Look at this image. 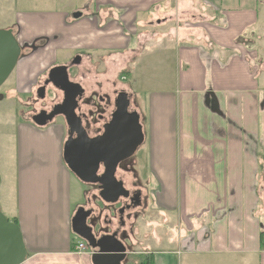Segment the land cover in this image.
<instances>
[{
    "label": "crops",
    "instance_id": "obj_1",
    "mask_svg": "<svg viewBox=\"0 0 264 264\" xmlns=\"http://www.w3.org/2000/svg\"><path fill=\"white\" fill-rule=\"evenodd\" d=\"M96 1L101 7L115 9L122 24L113 17L102 28L98 21L89 23L92 29L76 26V33L75 25L65 27L66 19L57 17L61 13L47 16L32 12L21 14L23 19L18 22L25 28H21L19 41L45 35L60 38L51 42L52 47L71 38L74 42L66 41L70 47L125 51L131 40L127 37L129 21L151 8L157 14L169 9V18H157V22L169 29L168 35H174L167 47L171 48V58L166 63L163 55L157 70L165 67L161 88L169 86L172 77L174 83L169 89L149 93L144 127L148 130L151 169L147 174L148 210L156 215H176L180 247L176 251L151 249L146 253L152 263L182 264L181 255L195 254L199 264H213L202 261L200 255L226 254L231 256L227 263L233 264L238 259L234 255L244 253L257 254L259 264H264V248H260L264 145L246 147L232 127L244 126L248 134L264 138V51L259 45L248 44L254 40L264 44V25L258 27L262 20L258 18L260 0H203L212 18L183 21L179 20L183 0H177L173 7L170 0ZM48 49L29 57L37 63L31 62L17 78L20 91L26 93L55 61ZM40 55H44L41 63L42 59L37 61ZM30 121L18 126L16 207L9 200L5 205L0 200L9 219L16 218L22 230L28 252L22 264H93L89 251H75L71 220L77 200L72 197V183L78 185L80 180L63 160L65 125L60 120L42 128ZM181 145L184 157L179 171ZM0 173L1 195L8 175ZM192 263L189 260L187 264Z\"/></svg>",
    "mask_w": 264,
    "mask_h": 264
},
{
    "label": "rangeland",
    "instance_id": "obj_2",
    "mask_svg": "<svg viewBox=\"0 0 264 264\" xmlns=\"http://www.w3.org/2000/svg\"><path fill=\"white\" fill-rule=\"evenodd\" d=\"M176 1L177 0L169 1L171 7L176 6ZM183 1L184 4L181 11L182 17L179 19L180 21H183L182 18H212V11L205 6L203 0ZM72 10H80L82 18H71L68 12ZM168 10L169 9L165 8L164 14H157L156 9L151 8L145 14H139L138 18H133L129 21L127 37L131 40L125 51L114 47H106V49L100 47V49L86 50L81 49L80 46L79 48H77L78 46L70 47V44H66V41L70 43L74 42L71 38L66 39L65 42L59 43L57 47H52L51 42L60 38L55 39L50 35L48 44L39 49L43 50L46 47L49 48L47 54H52V56L55 57V61L52 64L69 65L72 78L80 79L86 90L92 95L106 94L113 97L114 90L116 89H123L130 95L132 103L131 110H137L139 112L145 134L144 143L138 148L130 162H132L134 168L137 169L144 186L149 184L147 174H149L151 170L147 144L148 130L146 126L144 127L145 117L146 114H148L146 99L152 90H166L172 87L174 83L172 77V80L169 82L170 87L164 86L161 88L160 84L164 80L165 67L161 65L162 70H157L160 66L158 60L161 59L163 55L166 56L163 57L166 63L168 61L170 63L171 58V48L167 50V47L171 44L170 40L173 41L174 35H168L169 29L157 22V18H169ZM32 12L39 14L46 13L47 16H50L49 14H56L54 12L61 13L60 16L57 14V17L63 18V20L66 19L67 23L64 24L65 27L75 25L74 30L76 33L78 29L76 26L83 28H88L86 26H90L92 29V25L89 23L98 21V26L102 28L101 25L109 23L114 18L119 20V16L115 9L112 7L103 8L98 5L96 0H0V27L8 26L12 24V22H15L16 19L22 20L23 16L21 14ZM17 14L20 18H14ZM258 18H262L258 27L263 26L264 0H260ZM21 28L24 30L25 27L21 26L20 29ZM47 31L51 30L48 29ZM80 33L84 35L83 32ZM20 34L19 36H21ZM193 36L194 35H191V37ZM254 41H250L248 44L251 45V47L259 45L260 49L264 51V44ZM20 42L22 43L24 40L20 39ZM31 55L21 57L10 77L4 85L0 87V93H2L4 97L2 100L0 99V172H6L5 175H8V178L6 176L4 179L5 182L2 186L0 200L3 201L4 205L6 200H9L12 207H16L17 204L18 185L14 168H16L15 164L17 159L15 151L19 143L18 126L20 123H28V121H30L28 114L37 111L40 106L50 107L55 101L60 99L58 96H50L54 95V89L48 92L49 98L43 102L34 97H27L28 95H25L23 91L18 89L19 83H17V78L22 77V74L25 73L31 62H34V64L37 63L36 60H29ZM78 55L81 56L80 63L76 65L72 64V60ZM41 56L44 55H40V57ZM38 58L39 56H37V59ZM42 58L43 57L39 58L37 61H40ZM43 59L40 63L43 62ZM166 75H169V73H166ZM60 120H62L61 116L55 118L51 123L58 124L57 122ZM232 127H235L239 136L243 137L246 147L257 148L260 144L264 145V138L258 137L257 134H248L246 127H237L236 125ZM182 150L183 146L181 145L177 157L179 171L180 162L183 163L184 157V152H182ZM181 169L184 168L181 167ZM77 182L80 183H78V185L76 182L75 184L72 183V197L74 201L77 200L74 206L76 204L78 206L79 203L83 202V192L87 191L90 187V185L81 181ZM94 199L100 209V198L96 195ZM74 206L73 210L77 207L74 208ZM4 207H1L2 211L8 218H11ZM148 208L149 207H145L143 211L141 210V215L139 214L138 217L132 219V225L129 227V235L124 238L128 255L122 264H139L144 259L149 258L150 254L147 253L151 251V249L176 251L180 247V224L179 221L174 222V220L177 219L176 215L172 213L156 215L154 212L149 213ZM101 215L102 213H99V216ZM142 220L145 221L143 225H141ZM218 255H200V257L205 263L230 264L231 256L226 254ZM179 256L180 255H178V257ZM234 256L238 257V259L237 262L234 261L233 264H259V256L257 254L245 255L244 253H240ZM180 257L182 264H187L189 260H193L192 264L200 263L199 256L195 254L189 256L184 254ZM227 258L230 259L229 263H227Z\"/></svg>",
    "mask_w": 264,
    "mask_h": 264
},
{
    "label": "water",
    "instance_id": "obj_3",
    "mask_svg": "<svg viewBox=\"0 0 264 264\" xmlns=\"http://www.w3.org/2000/svg\"><path fill=\"white\" fill-rule=\"evenodd\" d=\"M81 12L72 14L74 19ZM22 57V44L12 29H0V87L7 81ZM81 56H76L72 64H79ZM47 83H52L64 92L62 103L56 104L50 112L46 110L32 116V122L44 127L58 115L65 117L70 128V137L64 143L63 160L69 170L85 184H99L100 197L115 203L121 195L127 196L122 181L115 172L118 164L132 157L145 141L141 116L137 110H130L131 100L126 91H121L116 99V110L112 119L105 125L102 134L90 137L76 113L78 99L83 97L84 89L78 82L70 79L67 65L51 69ZM44 89L38 94L44 97ZM77 134L74 138L73 135ZM101 164L105 172L98 175ZM0 173V184H1ZM92 210L83 206L77 208L71 220L72 231L88 243L93 264H122L128 251L127 246L114 235L97 238L87 224ZM28 255L20 225L11 221L2 211L0 204V264H22Z\"/></svg>",
    "mask_w": 264,
    "mask_h": 264
},
{
    "label": "flooded vegetation",
    "instance_id": "obj_4",
    "mask_svg": "<svg viewBox=\"0 0 264 264\" xmlns=\"http://www.w3.org/2000/svg\"><path fill=\"white\" fill-rule=\"evenodd\" d=\"M105 8V7H103ZM75 12H80V10H72L68 12V15L73 18L72 14ZM14 18L18 17V14L14 16ZM82 18V15L81 17ZM19 20L16 19L12 24L0 27V29H12L14 31L15 36L19 40V34L21 32ZM119 21V20H118ZM119 23L122 24L121 21ZM107 24V23H106ZM101 25L102 27L105 26ZM50 38L41 35L38 37H34L30 40H26L24 42H20L22 44V56L31 55L34 52H37L44 45L48 44ZM20 61V60H19ZM64 65V64H62ZM58 65H50L46 68L41 74H39L34 82L29 85V89L25 93L28 95L27 97H34L39 101L43 102L49 98L48 92L51 89H54V95H50L53 97L58 96L57 101H55L50 107L40 106L39 109L33 113L28 114V118L32 121V116L40 113L41 111L46 110L50 112L56 104L62 103L64 100V92L59 88H56L52 83H47L46 81L49 79L50 71L53 67ZM68 66V74L72 81L78 82L82 85L84 89L83 97L78 99V107L76 109V113L82 119V125L85 128L86 132L90 137H95L103 133L105 125L112 119V115L116 110V99L121 90H114V96L110 95H92L89 93L82 82L78 81L75 78H72L70 74V66ZM4 85V84H3ZM50 87V88H49ZM44 89V97L41 98L38 94L39 89ZM49 88V89H48ZM57 93V94H56ZM31 95V96H30ZM129 95V94H128ZM3 94L0 93V99L2 100ZM131 100V97L129 95ZM132 104V103H131ZM130 104V110H131ZM61 116L62 121L66 128V134L64 143L70 137L69 131L70 128L66 123L65 117L63 115H58L55 118ZM54 118V119H55ZM54 121V120H53ZM52 121V122H53ZM77 134L75 133L73 137L75 138ZM63 143V148H64ZM137 152V151H136ZM135 155V154H134ZM129 157L121 161L115 172V176L118 181H122L125 191H128V195H121L115 203H108L104 201L100 197L99 184H88L90 187L87 191L83 192V202L79 203L76 209L74 210V214L78 207L83 206L86 210H92V214L87 219V224L92 227L93 233L97 238H100L103 235H114L122 242L124 238L129 235V227L132 225V219L141 215V210L143 211L145 207H150V192H149V184L143 185V181L140 178L138 171L134 168V165L131 161L133 159ZM130 162V163H128ZM105 172L104 166L101 164L100 169L98 171V175H102ZM98 196L100 199V210L97 206V202L94 199L95 196ZM99 213H102L99 216ZM73 214V215H74ZM127 246V245H126ZM124 262V261H123ZM122 262V263H123Z\"/></svg>",
    "mask_w": 264,
    "mask_h": 264
},
{
    "label": "trees",
    "instance_id": "obj_5",
    "mask_svg": "<svg viewBox=\"0 0 264 264\" xmlns=\"http://www.w3.org/2000/svg\"><path fill=\"white\" fill-rule=\"evenodd\" d=\"M10 220L13 221L14 223H17L19 225V222H18V220L16 218L10 219ZM260 248L261 249L264 248V231L260 232ZM151 260H152L151 256H149V258L144 259L139 264H153Z\"/></svg>",
    "mask_w": 264,
    "mask_h": 264
},
{
    "label": "built area",
    "instance_id": "obj_6",
    "mask_svg": "<svg viewBox=\"0 0 264 264\" xmlns=\"http://www.w3.org/2000/svg\"><path fill=\"white\" fill-rule=\"evenodd\" d=\"M87 243L84 240H78L75 245L76 252H86L87 251Z\"/></svg>",
    "mask_w": 264,
    "mask_h": 264
},
{
    "label": "bare ground",
    "instance_id": "obj_7",
    "mask_svg": "<svg viewBox=\"0 0 264 264\" xmlns=\"http://www.w3.org/2000/svg\"><path fill=\"white\" fill-rule=\"evenodd\" d=\"M76 235V234H75ZM77 236V235H76ZM78 237V236H77ZM79 239H82V238H80V237H78ZM82 240H84V239H82Z\"/></svg>",
    "mask_w": 264,
    "mask_h": 264
}]
</instances>
